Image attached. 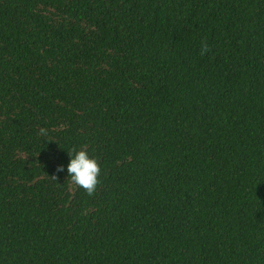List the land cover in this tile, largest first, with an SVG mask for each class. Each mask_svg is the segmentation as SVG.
Masks as SVG:
<instances>
[{"label": "trees", "instance_id": "trees-1", "mask_svg": "<svg viewBox=\"0 0 264 264\" xmlns=\"http://www.w3.org/2000/svg\"><path fill=\"white\" fill-rule=\"evenodd\" d=\"M0 264H264V0H0Z\"/></svg>", "mask_w": 264, "mask_h": 264}, {"label": "clouds", "instance_id": "clouds-1", "mask_svg": "<svg viewBox=\"0 0 264 264\" xmlns=\"http://www.w3.org/2000/svg\"><path fill=\"white\" fill-rule=\"evenodd\" d=\"M57 171H66L74 184L91 194L97 183L99 166L95 158L90 157L86 151L76 150L68 154L67 164L58 166Z\"/></svg>", "mask_w": 264, "mask_h": 264}]
</instances>
